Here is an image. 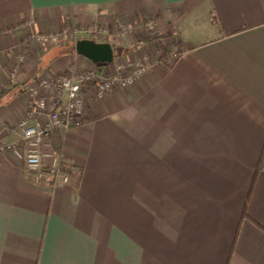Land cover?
I'll return each instance as SVG.
<instances>
[{"label": "crops", "instance_id": "crops-1", "mask_svg": "<svg viewBox=\"0 0 264 264\" xmlns=\"http://www.w3.org/2000/svg\"><path fill=\"white\" fill-rule=\"evenodd\" d=\"M26 19L98 23L112 48L137 44L126 56L159 46L148 75L45 139L73 164L68 185L32 182L21 146L0 154V264H264V0H0V126L37 75L88 59L24 43Z\"/></svg>", "mask_w": 264, "mask_h": 264}, {"label": "built area", "instance_id": "built-area-1", "mask_svg": "<svg viewBox=\"0 0 264 264\" xmlns=\"http://www.w3.org/2000/svg\"><path fill=\"white\" fill-rule=\"evenodd\" d=\"M18 28L24 31V43L34 41L42 49L69 42L75 45L84 38L96 42H107L111 38L98 23L37 31L33 21L26 19L20 22ZM140 28L141 36L146 37L154 35L158 27L155 19L147 16L141 21ZM178 50V47H172L170 54L176 57ZM156 53V47L150 45L142 55L124 56L113 60L111 64L98 66L87 59L84 65L73 62L58 76L47 71L37 75L24 88L26 102L22 117L11 125L0 126V133L18 135L16 141L0 140V154L21 146L24 150V166L32 182L50 188L68 185L75 168L61 152L44 151L45 139L55 131H68L79 126L94 101L103 99L115 89L129 88L148 75L155 66L153 56ZM23 61L24 55L21 53L17 56L15 67H20ZM46 159L49 163H46Z\"/></svg>", "mask_w": 264, "mask_h": 264}, {"label": "water", "instance_id": "water-1", "mask_svg": "<svg viewBox=\"0 0 264 264\" xmlns=\"http://www.w3.org/2000/svg\"><path fill=\"white\" fill-rule=\"evenodd\" d=\"M75 50L94 63H111L114 59L113 48L109 42L79 39L75 43Z\"/></svg>", "mask_w": 264, "mask_h": 264}, {"label": "trees", "instance_id": "trees-1", "mask_svg": "<svg viewBox=\"0 0 264 264\" xmlns=\"http://www.w3.org/2000/svg\"><path fill=\"white\" fill-rule=\"evenodd\" d=\"M139 34H140V31H139ZM140 37L141 39H143V41H154L152 38V36H146V37H142L141 34H140ZM155 47L158 45L157 43H155ZM137 44L133 45V46H130V47H125V46H113V55H114V59H118V58H121V57H124L126 55H128V53L130 52V50H132L133 48H135ZM159 46V45H158ZM98 66H103V65H106V64H111V63H96Z\"/></svg>", "mask_w": 264, "mask_h": 264}, {"label": "rangeland", "instance_id": "rangeland-1", "mask_svg": "<svg viewBox=\"0 0 264 264\" xmlns=\"http://www.w3.org/2000/svg\"><path fill=\"white\" fill-rule=\"evenodd\" d=\"M186 22H187V26L190 28V30L193 32L192 34L194 35H196L194 32L199 31L206 27V26L204 27L205 20L203 19V17L196 23L191 24L189 20H187ZM200 34L201 36H206L209 34V32L206 30H203Z\"/></svg>", "mask_w": 264, "mask_h": 264}]
</instances>
